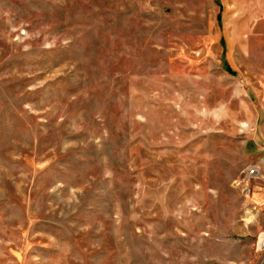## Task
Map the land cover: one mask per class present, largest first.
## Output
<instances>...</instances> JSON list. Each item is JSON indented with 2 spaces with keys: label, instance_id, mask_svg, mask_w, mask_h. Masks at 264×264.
<instances>
[{
  "label": "rangeland",
  "instance_id": "rangeland-1",
  "mask_svg": "<svg viewBox=\"0 0 264 264\" xmlns=\"http://www.w3.org/2000/svg\"><path fill=\"white\" fill-rule=\"evenodd\" d=\"M264 0H0V264H262Z\"/></svg>",
  "mask_w": 264,
  "mask_h": 264
},
{
  "label": "built area",
  "instance_id": "built-area-1",
  "mask_svg": "<svg viewBox=\"0 0 264 264\" xmlns=\"http://www.w3.org/2000/svg\"><path fill=\"white\" fill-rule=\"evenodd\" d=\"M261 165H264V160L260 164H254L246 168L241 175L243 178V180H241V184L246 185L248 182H251L255 178L259 177L261 174ZM257 250L264 253V233L259 236Z\"/></svg>",
  "mask_w": 264,
  "mask_h": 264
},
{
  "label": "bare ground",
  "instance_id": "bare-ground-1",
  "mask_svg": "<svg viewBox=\"0 0 264 264\" xmlns=\"http://www.w3.org/2000/svg\"><path fill=\"white\" fill-rule=\"evenodd\" d=\"M256 176H257V175H256ZM256 176H255V177H256ZM253 178H254V177H253ZM240 180H243V178L241 177ZM248 184H250V182H248V183L246 184V186H247Z\"/></svg>",
  "mask_w": 264,
  "mask_h": 264
},
{
  "label": "crops",
  "instance_id": "crops-1",
  "mask_svg": "<svg viewBox=\"0 0 264 264\" xmlns=\"http://www.w3.org/2000/svg\"><path fill=\"white\" fill-rule=\"evenodd\" d=\"M250 185V184H249ZM262 264H264V259H263V261H262Z\"/></svg>",
  "mask_w": 264,
  "mask_h": 264
}]
</instances>
